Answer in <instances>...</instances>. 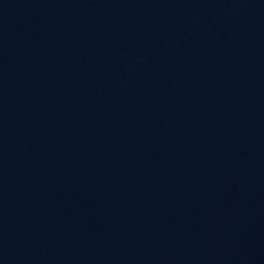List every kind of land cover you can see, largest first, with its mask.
I'll use <instances>...</instances> for the list:
<instances>
[{"label":"water","instance_id":"water-1","mask_svg":"<svg viewBox=\"0 0 264 264\" xmlns=\"http://www.w3.org/2000/svg\"><path fill=\"white\" fill-rule=\"evenodd\" d=\"M0 264H264V0H0Z\"/></svg>","mask_w":264,"mask_h":264}]
</instances>
